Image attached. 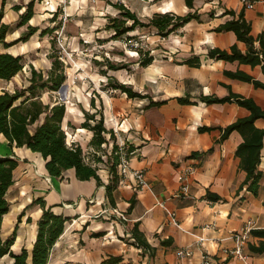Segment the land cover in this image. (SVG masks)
<instances>
[{"label": "crops", "instance_id": "crops-1", "mask_svg": "<svg viewBox=\"0 0 264 264\" xmlns=\"http://www.w3.org/2000/svg\"><path fill=\"white\" fill-rule=\"evenodd\" d=\"M30 1L6 0L3 3L0 0V24L10 27L7 43L19 39L28 32L29 26L37 28L27 40L10 46L0 44V52L21 55L24 62L23 69L12 79L0 78V94L3 90L14 92L27 87L32 67L46 75L52 65L50 54L54 43L50 39L51 34L63 27V16L58 9L64 0H34L33 15L21 23ZM66 2L67 15L72 18L65 26L72 45L81 48V43L89 39V29L105 28L113 36L114 30L107 25L112 18L120 16L116 3L103 0ZM155 7V13L185 15L197 12L199 19L190 20L168 36L159 34L155 27H145L154 33L148 35L151 46L145 51L153 55V61L147 66L140 65L137 50L139 58L132 64H120L106 57L98 77L106 84L104 90L107 91L93 96L94 106L90 95L79 99L64 94L66 113L62 123L66 135H74L75 144L81 136L89 142L93 131L82 125L85 113L102 112L104 125L114 131L116 143L125 141L133 148L131 167L145 171L148 185L140 189L134 178L126 177L121 181L118 175L119 181L108 196L106 185L112 179V155H108L109 166L97 170L101 183L94 177L79 179L73 168L63 176H52L41 153L25 146H10L0 132V156L18 161L15 183L7 193L10 210L2 222L5 237L16 229L11 246L15 253L23 247L29 251L33 247L43 213L40 204L33 201L42 198L46 207L70 217L52 249L50 264H100L110 257H120L122 263L130 264H199L204 252L214 258V264H264V253L249 249V243L258 245L264 241V237L251 233L253 229H264V145L259 164L263 175L258 193L253 194L246 186L241 188L246 171L240 168L236 149L243 141L242 135L234 130L221 140L222 129L249 115V110L234 100L213 103L203 100L204 96L223 98L234 92L253 98L264 108L263 88L225 73L240 70L264 83L260 64L253 66L208 55L210 49L228 50L234 44L242 52L247 50V44L239 40L234 31L214 30L237 18L240 12L250 22L252 35L264 38V0H256L253 7H248L243 0H193L192 8L185 0H160ZM227 10L235 11V15ZM89 11L95 16L93 21L88 19ZM115 11L119 13L117 16H114ZM131 11L137 16L143 13L142 9ZM144 13L151 17L146 14L147 10ZM44 29L48 31L43 32ZM255 45L259 46V42ZM191 58H199V64H188L186 61ZM107 62L120 67H108ZM134 64H138L137 67ZM115 82L130 85L145 97L130 98L111 85ZM179 98H188L190 102L183 103ZM152 100L163 103L150 106ZM38 123L30 126L31 131ZM255 124L264 129L263 118L257 119ZM202 127L210 130L202 131ZM105 136L109 141L111 133ZM110 146L108 152L112 154L113 144ZM189 168L192 172L187 171ZM15 185L19 189L18 202L12 207L9 193ZM184 186H187L186 192ZM208 192L217 194L220 199L208 198ZM113 208L123 212L126 219L116 215ZM172 213L176 223L171 221ZM135 224L151 249L136 242L132 232ZM247 227H250L248 239L242 246L247 259L226 254L224 249L235 248V236ZM201 237L204 238L202 242L199 241ZM187 247L192 249V255L178 258L177 251ZM12 263L9 255L0 257V264Z\"/></svg>", "mask_w": 264, "mask_h": 264}, {"label": "trees", "instance_id": "trees-1", "mask_svg": "<svg viewBox=\"0 0 264 264\" xmlns=\"http://www.w3.org/2000/svg\"><path fill=\"white\" fill-rule=\"evenodd\" d=\"M5 3L6 0H2ZM186 5L193 7V0H185ZM34 0H31L27 5V11L22 16L21 23H25L33 15ZM120 9V16L114 17L107 25L108 28L114 30V37H120L129 31L137 28L155 27L159 34L168 36L184 26L190 20L199 19L197 12H189L185 15H179L174 12L155 13L147 22L139 19L137 14L122 3L116 4ZM18 6H16L17 8ZM227 13L235 15V11L227 10ZM56 15V13L54 14ZM1 16V12H0ZM9 25L0 24V44L10 46L17 41L27 40L30 35L37 31V28L29 26L28 32L22 35L19 39L7 43L6 35L9 30ZM217 32L234 31L237 38L247 44V50L242 52L236 44L230 49L213 48L208 52L209 57L224 59L227 61H239L251 65L260 64L264 72V38L263 36L255 37L251 33V24L244 17L243 12H240L237 18L226 21L220 24L215 29ZM48 30H43L46 32ZM256 41L259 46H256ZM140 53L138 63L142 66L149 65L154 57L150 52H143L139 48L136 49ZM59 53V52H58ZM54 50L50 54L52 65L45 75L42 70L37 71L32 67V76L29 79V84L25 88L16 89L14 92L3 90L0 94V132L7 138L10 146L28 147L34 152L42 154L46 160V169L52 176H63L68 169H75L76 176L81 180H88L92 177L96 178L98 183L102 180L97 172V168L93 164L85 160L83 148L78 144H68L66 131L63 128V119L66 113V105L64 102H58L53 105L43 102L38 96L40 90L60 89L66 80V72L64 62L61 60V55ZM190 65H198L199 58H191L186 61ZM108 67L118 68L117 64L107 62ZM126 67V65H123ZM24 67L23 56L13 55L8 52H0V78L10 80ZM226 75L232 78L240 79L247 82H252L255 87L264 89V83L253 76L243 71H225ZM113 83V82H112ZM114 88L125 92L128 97H145L138 91H135L132 86L115 82L111 84ZM183 103L190 102L188 98H179ZM203 100L209 103L236 101L239 105L246 107L249 110V115L238 118L232 124L222 129L221 140H224L229 134L237 130L243 137V141L236 149V156L240 159V168L246 171V178L241 186L247 187V190L253 194H257L259 190L262 171L259 169L261 161V151L264 145V129L258 127L255 122L259 118L264 119V108L258 105L251 97H245L241 94L230 92L228 96L223 98L215 96H204ZM163 101H150L149 105H158ZM91 105H95L94 97L91 99ZM98 114L100 116L98 117ZM86 118L83 122V127L93 131V137L90 144L99 149L106 144L108 139L105 133H111V137L115 138L114 131L108 130L104 125V116L98 110L94 113H85ZM43 118V121L41 119ZM38 123L34 131H31L30 126ZM202 131L210 130V128L202 127ZM132 151V147L129 148ZM117 144L114 143L112 148V163L110 171L112 179L106 185L108 196H111L113 189L119 181L117 174L118 155L115 154ZM18 166V161L10 156H0V257L9 255L13 259L12 264H50V254L62 233L66 228L69 216L57 214L51 208L46 207L42 198H36L33 202L39 203L43 208V213L38 221V231L31 251L23 247L19 253L12 251L11 246L16 236V229L8 236L3 235L2 222L4 215L10 210V202L7 198V193L15 183L14 171ZM207 197L212 200H219L220 196L208 192ZM112 203L113 199L110 197ZM30 221V218H28ZM133 237L136 242L151 249V245L147 241L145 235L139 230L137 224L134 225ZM251 233L255 236L264 237V229H253ZM249 249L254 253H264V241H260L258 245L249 243ZM120 257H110L104 259L100 264H130L122 263Z\"/></svg>", "mask_w": 264, "mask_h": 264}, {"label": "rangeland", "instance_id": "rangeland-1", "mask_svg": "<svg viewBox=\"0 0 264 264\" xmlns=\"http://www.w3.org/2000/svg\"><path fill=\"white\" fill-rule=\"evenodd\" d=\"M103 1L116 4H127L125 6H129L131 10L139 11L142 9L143 13L138 16L139 19L144 22L149 21V19L154 15L156 12L155 4L160 2V0ZM66 5L67 2L64 0L58 9L59 13L63 16L61 21L63 26V36L65 37L63 46L56 39L59 35L60 28L57 33L54 32L51 34L52 38L50 39V41L54 43L55 51L57 53L59 52L58 54L61 55V60L64 62L66 80L57 91L40 90L38 92V96L41 97L45 102H64V94H70L73 96V98L81 99L83 96L90 95L93 97L94 95L96 96V93L98 94V92L107 91L104 90L107 87L105 86L106 84L100 81V78L98 77V75H100V71L102 69L101 64L104 63V59L106 57L111 58V60L120 64L136 63L139 58V54H137L135 50L137 48L141 49L143 52L150 50L149 48L151 45L148 41V35L154 34L151 28H137L134 31L127 32L123 36L114 37L112 36L111 31H105V28L89 29L88 41H82L83 43H81V48H78L76 45H72L71 38L68 36L66 31L67 28L65 24L70 22L72 18V16L67 15ZM144 10H147L146 14H150L151 17H147L144 13ZM114 13V16L119 14L118 11H115ZM87 14L89 15L88 19H92L93 21L95 16L91 13V11H89ZM88 24H90V22ZM79 41L77 40V42ZM133 42H138L139 46H134ZM137 65L138 64H134L136 67ZM80 138V143H76L82 146L85 160L93 164L97 170L107 168V166H109L108 155H112L108 152V149L111 147L110 144L114 145V143H116V136L115 138L110 137L108 145L103 144V146L99 149L92 146L90 141L87 142L84 136H81ZM67 140L70 142V145L75 144L73 141L75 140L73 134L67 135ZM18 190V186L15 185L9 193V199L12 202V207L17 205L18 199L16 198V195Z\"/></svg>", "mask_w": 264, "mask_h": 264}, {"label": "built area", "instance_id": "built-area-1", "mask_svg": "<svg viewBox=\"0 0 264 264\" xmlns=\"http://www.w3.org/2000/svg\"><path fill=\"white\" fill-rule=\"evenodd\" d=\"M247 2L248 7H253L254 2L256 0H243ZM47 4H49V1H46ZM59 43L63 46V41L65 37L63 36V27L60 28L59 30V35L56 38ZM133 41V40H130ZM133 45L138 47L139 43L138 42H133ZM138 49V48H137ZM134 153V151H130L127 143L125 141L123 142H118L117 143V150L115 151V154L118 155V163L116 165L117 167V174L120 176L121 181L125 179L126 177H132L136 181L137 187L140 189L144 188L145 186L148 185V180L146 177V173L143 169H134L131 167V155ZM188 172H192V169L189 168L187 170ZM181 179L183 176L180 177ZM183 190L186 192L187 191V186L183 187ZM114 213L118 215L122 220L126 219V216L123 214V212L118 211L116 208H113ZM171 215V221L172 222H177L176 221V216L174 213L170 214ZM250 230V227H247L244 229V231L241 234H237L235 236L236 241H237V246L233 249H224L226 254L230 255H235L238 256L239 258L246 260L247 255L244 253L242 246L245 244V242L248 239V232ZM204 240L203 237L200 238V242ZM192 255V249L190 248H181L180 250L177 251L176 256L178 258H183L186 256ZM199 264H214V258L207 252H204L201 256V262Z\"/></svg>", "mask_w": 264, "mask_h": 264}, {"label": "bare ground", "instance_id": "bare-ground-1", "mask_svg": "<svg viewBox=\"0 0 264 264\" xmlns=\"http://www.w3.org/2000/svg\"><path fill=\"white\" fill-rule=\"evenodd\" d=\"M8 218V216L6 217V219Z\"/></svg>", "mask_w": 264, "mask_h": 264}]
</instances>
